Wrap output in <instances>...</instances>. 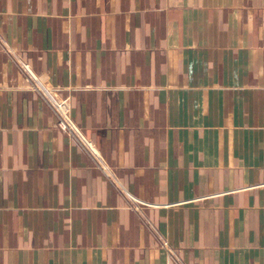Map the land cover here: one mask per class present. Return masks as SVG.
Masks as SVG:
<instances>
[{"label": "crops", "instance_id": "obj_1", "mask_svg": "<svg viewBox=\"0 0 264 264\" xmlns=\"http://www.w3.org/2000/svg\"><path fill=\"white\" fill-rule=\"evenodd\" d=\"M0 264H264V0H0Z\"/></svg>", "mask_w": 264, "mask_h": 264}, {"label": "built area", "instance_id": "obj_2", "mask_svg": "<svg viewBox=\"0 0 264 264\" xmlns=\"http://www.w3.org/2000/svg\"><path fill=\"white\" fill-rule=\"evenodd\" d=\"M34 80L35 88L43 96L44 100L52 108L56 115V127L68 136L74 137L81 144V146L88 151L92 157H94V159L100 161V157L93 144L83 136L81 130L73 121L69 103L67 101L57 99L50 91L41 87L36 79ZM163 247L169 254H173V251H171L166 244H163Z\"/></svg>", "mask_w": 264, "mask_h": 264}]
</instances>
